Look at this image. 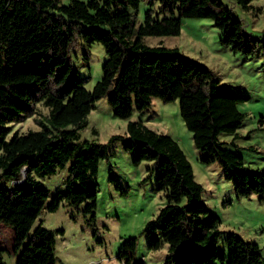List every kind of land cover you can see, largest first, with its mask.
Masks as SVG:
<instances>
[{
  "label": "trees",
  "instance_id": "1",
  "mask_svg": "<svg viewBox=\"0 0 264 264\" xmlns=\"http://www.w3.org/2000/svg\"><path fill=\"white\" fill-rule=\"evenodd\" d=\"M243 7L250 0H236ZM141 0H0V191L6 183L22 180L14 187L34 183V174H52L66 164V186L55 191L47 203L55 211L67 201L90 220L95 219L97 191L91 175L108 145L119 140L132 152V163L152 161L157 170V189L165 191L166 203L144 224L147 246L168 245L164 264H264L261 248L233 231L219 229L220 218L202 201V185L194 179L191 163L179 143L141 120L128 119L124 135H112L107 143L80 140L78 130L94 102L106 96L112 114L129 118L142 113L153 97L164 102L178 100L179 113L191 132L194 147L204 151L203 163L217 161L225 179L231 181L237 198L255 194L264 202V167L251 169L235 149L226 147L221 133H234L245 113L237 103L248 97L222 83L207 66L182 55L176 47L148 45L146 35H176L182 17L210 18L221 30V42L246 55L255 52L257 39L248 34L241 19L224 0H146L138 22ZM156 6V10L154 7ZM98 42L106 58L102 75L91 89L87 77L78 74L72 51L79 45ZM85 64L89 59L83 52ZM47 109L36 116V105ZM33 116L38 129L13 131V122ZM234 146L233 140L229 142ZM109 180L116 174L109 166ZM40 199L44 186H26ZM37 211L6 220L14 230L12 252L15 264H56L55 234L39 221L25 232L18 219L28 224ZM27 216V217H26ZM28 219V220H27ZM27 220V221H26ZM225 244L224 249L219 243ZM136 237L124 239L118 257L133 260ZM5 248L0 247V264Z\"/></svg>",
  "mask_w": 264,
  "mask_h": 264
},
{
  "label": "rangeland",
  "instance_id": "2",
  "mask_svg": "<svg viewBox=\"0 0 264 264\" xmlns=\"http://www.w3.org/2000/svg\"><path fill=\"white\" fill-rule=\"evenodd\" d=\"M69 1L59 0L62 4ZM224 1L241 19L244 30L257 39L254 53L246 55L223 44L221 30L206 17H182L178 34L146 35L142 39L148 45L176 47L182 55L210 68L233 91L248 97L237 103L245 117L236 129V135L221 133L219 137L228 142L226 147L242 154L246 167L263 168L264 0H250L247 7L236 0ZM146 7V0H141L136 13L138 22L142 21ZM85 49L89 55L87 64L82 57ZM105 58L104 47L98 42L79 45L72 51L78 74L88 78L87 89L101 77ZM46 114V107L38 103L35 115L43 117ZM128 119L141 120L152 130L168 134L179 143L191 163L194 179L203 187L202 201L211 214L220 218L219 229L233 231L245 240L257 243L264 256V202H259L255 194L237 198L221 165L217 161L207 164L200 160L205 152L194 147L191 132L180 116L178 100L164 102L153 97L142 113L134 110L129 118H120L112 114L106 96H102L95 100L94 107L85 117V126L78 130L80 140L107 143L112 135L126 133ZM38 128L33 116H29L13 122L11 132ZM231 140L234 146L229 143ZM132 156L133 153L126 151L116 140L108 145L107 156L99 159L97 170L91 175V188L97 191L94 220L82 213V204L76 207L63 201L55 211L46 208L51 195L65 188L68 164L52 174H34L35 182L25 186L14 187L7 182V191H0V217L14 220L22 213L25 217L26 213L37 211L28 224L18 219L25 232L31 231L39 221L53 230L62 228V233L55 234L56 264H125L119 259L118 252L122 241L130 236L136 237L133 260L164 264L168 245L163 243L157 249L148 248V235L143 228L166 203L165 191L157 189V170L151 167L152 161L143 159L133 164ZM109 166L116 174L114 181L108 178ZM26 186H44L46 191L40 199H34L30 193H25ZM13 238V228L0 220V247L5 248L6 264H15L16 255L11 251ZM224 247L220 241L219 248L223 250Z\"/></svg>",
  "mask_w": 264,
  "mask_h": 264
},
{
  "label": "built area",
  "instance_id": "3",
  "mask_svg": "<svg viewBox=\"0 0 264 264\" xmlns=\"http://www.w3.org/2000/svg\"><path fill=\"white\" fill-rule=\"evenodd\" d=\"M10 183L14 184V185H18L22 183V180H12L10 181Z\"/></svg>",
  "mask_w": 264,
  "mask_h": 264
}]
</instances>
